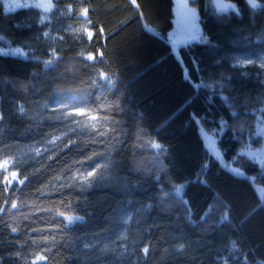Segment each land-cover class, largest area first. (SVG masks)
I'll return each mask as SVG.
<instances>
[{
  "label": "trees",
  "instance_id": "1",
  "mask_svg": "<svg viewBox=\"0 0 264 264\" xmlns=\"http://www.w3.org/2000/svg\"><path fill=\"white\" fill-rule=\"evenodd\" d=\"M224 1L235 4L238 13H218L211 0H190L209 43L181 46L180 60L167 38L173 0H54L71 10L74 22L87 24L90 39L82 38L58 58L41 49L0 56V153L41 145L58 134L60 125L44 113L31 116L55 99L81 98L107 128L103 135L69 138L22 165L7 187L0 185V264H241L242 252L250 264L264 260V198L255 189L264 188V167L246 162L245 177L221 167L208 155L194 123L199 119L212 130L219 129L221 119L226 122L217 141L226 163L235 162L243 147L233 126L243 121L254 129L258 84L241 77L230 58H264V39L258 38L264 31V0H257L262 7L256 9L245 0ZM28 13H6L0 0V50L25 42L29 32L19 24ZM79 51L93 61L78 57ZM153 142L162 147L154 148ZM98 164L107 165L101 185L83 190L72 183L75 175ZM166 172L175 176L180 194L173 192L170 207L153 206L136 215L140 231L133 254L113 259L91 248L119 232L124 208L155 205L161 187L155 178ZM205 176L230 206V219L221 222L216 204L218 225L208 235H203L204 225L185 221L179 202L188 199L199 219L211 204V193L196 185ZM136 219L130 220V231ZM234 241L237 254L226 257L225 248ZM179 243L187 245L183 252L173 249ZM40 254L42 261L35 263Z\"/></svg>",
  "mask_w": 264,
  "mask_h": 264
},
{
  "label": "rangeland",
  "instance_id": "2",
  "mask_svg": "<svg viewBox=\"0 0 264 264\" xmlns=\"http://www.w3.org/2000/svg\"><path fill=\"white\" fill-rule=\"evenodd\" d=\"M3 5H15L20 2H24V0H1ZM247 2V0H245ZM27 3L34 4L37 0H26ZM190 0H174V8H175V19L173 20L174 27L171 32L174 35L176 40L180 42L176 44L175 49H173L172 42L168 39V42L171 45V51L173 55L180 60L179 48L181 46L192 44V43H204L203 40L200 39H192L191 37L195 33V29L193 28V21L191 19L190 13L188 10L180 7L181 4L187 3L189 5ZM213 4V0H211ZM224 3H231L222 0ZM55 5L49 11H43L41 9L36 8H15L9 7L4 10L6 13H13L18 10H28L29 13L27 17L22 20L19 24V27L25 29L29 32L28 38L25 42L18 48L21 49V52L25 54L34 51L35 49H41L46 52L52 58H58L64 51L74 50L80 44V40L86 39L89 40L90 37L87 35L89 30L87 29L86 23H76L72 20L71 10L69 8H61L54 3ZM233 4V3H232ZM189 8H191L189 6ZM215 8V7H214ZM216 9V8H215ZM218 13H227L229 11H233L232 9L218 10ZM174 15V12H173ZM198 19L195 21V27L198 28L200 37L207 39L201 30V26L199 23V16L197 14ZM47 33L48 35H45ZM168 38V36H167ZM259 39H264V31L258 37ZM16 48L3 50L6 55H20V53L15 52ZM78 57L88 60L87 54L85 51H79ZM92 56V55H91ZM93 57V56H92ZM249 60L242 58L240 56H231L230 65L239 72V75L243 78L250 79L258 84L259 87V95L257 106L254 110L255 115V123L254 129L251 137L247 133L245 136V141L250 148L243 147L240 151L245 152V155L242 159L237 157V160L233 163H226L223 159L221 152L218 149L217 141L219 138V134L221 133L220 129H212L206 130L201 124H198L199 134L204 143L205 149L208 155L218 162V164L232 172L238 177H245L242 165L245 163L254 164L258 167H264V164L261 162L264 161V135H257L256 132H260L264 130V69L260 67V64L264 62V58H258L254 61V64H249ZM237 65L234 67L233 65ZM102 79V78H100ZM81 104V105H80ZM39 112L37 114L33 113L31 116H39L40 113H44L52 122L60 125L61 130L58 134L52 135L47 138V140L41 145H33V146H23L14 148V150H5L0 153V164L3 163L4 160H8V164L4 165V167H0V185L6 184L11 181H15L18 174L19 169L22 165L27 163H34L39 160L43 155L49 152L59 144L68 140L71 137H74L78 134L83 133H92L103 135L107 132V128L105 124L100 122L96 116L84 105V102L81 98L76 96L64 97L61 99H55L50 102L43 103L39 106ZM82 113V114H78ZM93 117L95 119H93ZM213 141L215 142L213 144ZM35 149L40 150V154L37 155ZM215 149V150H214ZM239 151V152H240ZM216 152H219V157L216 155ZM249 152L251 154H249ZM235 168L237 171H232ZM103 167L95 168L92 170L95 175L89 178V181H84L82 177L86 174L85 171L79 173L74 176L72 183L77 186L79 189H90L92 187H97L102 184L105 177L101 170ZM16 171V178L11 177V172ZM103 171V170H102ZM255 189L260 198H264V188L258 185H255ZM141 210V209H140ZM137 209L136 211H129L124 208L120 215V230L118 233L113 235L112 237H106L101 242L97 241L92 243L91 248H96L98 253L105 254L113 259H119L123 257H128L133 254V248L137 241V235L139 234V229H136V225L139 221L136 219V215H143L144 211H140ZM136 219L135 227L130 231V220ZM76 219H71L70 222L74 223ZM86 244L85 247H90ZM174 250L176 247L173 248ZM226 251L223 255L226 257H233L237 254V250L230 243L226 248ZM37 256H41L37 255ZM36 256V257H37ZM43 259V258H42ZM42 259L35 260V263H39Z\"/></svg>",
  "mask_w": 264,
  "mask_h": 264
},
{
  "label": "snow or ice",
  "instance_id": "3",
  "mask_svg": "<svg viewBox=\"0 0 264 264\" xmlns=\"http://www.w3.org/2000/svg\"><path fill=\"white\" fill-rule=\"evenodd\" d=\"M136 3V0H133V4ZM248 5L253 8H259L262 7V5H260L259 3H257V0H247ZM55 5L52 3V0H37L36 3L31 4V3H27L26 0H24V2H20L17 3L15 5H8L5 4L4 7L5 9H8L9 7H15V8H36V9H41L43 11H49L51 10ZM213 6L218 9V10H225V9H232L233 11L238 13V9L237 6L235 4L232 3H224L222 2V0H213ZM65 7H69V6H65ZM139 7L143 8V5H140ZM180 7L188 10V12L190 13L191 19L193 21V28L195 29V33L193 34V36L191 37L192 39H200L203 40L204 43H209V41L203 37H200L198 35L199 30L198 28L195 27V21L198 19L197 17V9L195 7L189 8V5L187 3L181 4ZM86 10H82L80 15H84V12ZM145 18H147L145 16ZM145 27H148L147 25H145ZM148 31H153L152 28H148ZM45 35H48L47 33H45ZM87 35L89 37L92 36L91 32H87ZM168 39L172 42L173 45V49H175L176 44H178L180 41L176 40L174 38V35L172 33L168 34ZM16 53H20L21 55H24V53L21 52L20 48H16L15 49ZM2 55H6V53L3 50H0V56ZM88 60H92L93 57L91 55L87 56ZM45 65L47 66L49 63H51L50 61H44ZM249 64H254V61L249 60L248 61ZM234 67H237V65H233ZM260 67L262 69H264V62H262L260 64ZM111 83V82H109ZM223 99L227 100V97H222ZM230 107H234L233 105H230ZM78 114H82V113H78ZM233 117H236L237 120H239V113L238 112H234L233 113ZM93 119H95L93 117ZM4 120V117L2 115H0V122H2ZM194 123L196 124H200L201 121L199 119L195 120ZM225 121L223 119H221L220 125H218V128L222 131L223 130V126L225 125ZM234 128L237 129V132L234 133L235 136L239 137V141L238 143L244 145V147L246 148H250V145L247 144V142L244 140V132L245 129H247L249 137H251L253 133V129L251 127L250 124H245L243 121H241L240 123L236 124L233 126ZM255 134L257 135H264V130H261L260 132H256ZM215 142L213 141V144ZM152 146L154 148H161L162 146L159 143H155L153 142ZM215 150V149H214ZM37 155L40 154V150L39 149H35ZM249 154H251L249 152ZM216 155L219 157V152H216ZM236 157L242 159L245 155V152L240 151L237 152ZM262 164H264V161L261 162ZM8 164V160H4L2 164H0V167H4V165ZM249 166H252L251 164H249ZM99 167H107L106 164L104 165H97V168ZM206 166L204 164H201V174H203V170ZM232 171H237V169L233 168ZM95 175V173L93 171H89L86 172V174L82 177V179L84 181H89V178L93 177ZM17 176V172L16 171H12L11 172V177L14 179ZM165 176H168L169 179L165 180ZM175 176L169 174V173H165L163 176H157L155 178V183L161 185V187L158 189L157 194H156V201H155V205L153 204H149L147 206L146 209H141L140 211H148L150 210L153 206H161V205H167L168 207L172 206V202L174 200L173 197V192L175 193L176 196H179L180 191H181V186H177L175 183ZM21 184L24 183V180L20 181ZM90 183V181H89ZM192 182L189 181V184H191ZM196 185L201 186L205 191L210 192L211 196H210V200H211V204H208L207 210L202 211V215L200 216L199 219L196 218L195 216V212L193 211L192 208V204L191 202L187 199H183V197H180V205L183 208L184 211V217H185V221L189 224L192 225L193 227H197L198 225H204L205 228L203 230V235H208L210 234L212 231L215 230L216 226L218 225V223L215 221L214 216L217 212V208H216V204L220 203L221 207H220V220L225 221V220H229L230 219V206L227 204V202H225V199L223 197V194L221 192H219L211 183V181L208 179L207 176H205L204 178V183L201 184V181L199 180V178H197L196 181ZM5 187H7V178H6V184ZM212 193H215L214 195ZM185 195V193H184ZM186 196V195H185ZM12 207L15 208L17 207L16 203L13 202ZM162 210H166V208H162ZM61 213H58V215H60ZM65 220H71L73 219V217L70 216H65L64 217ZM13 232L16 231V228L12 229ZM183 235V234H182ZM235 241L233 242V246H235ZM186 244L185 243H179L176 246V250L178 252H183L184 249L186 248ZM145 252L149 251V248H144L143 249ZM254 251V250H253ZM242 254L245 256V259L241 262V264H250V261L247 259V253L242 252ZM37 259H42L41 256H37ZM225 264H230V262H228L227 260L225 261ZM257 264H264V260H259L257 262Z\"/></svg>",
  "mask_w": 264,
  "mask_h": 264
},
{
  "label": "crops",
  "instance_id": "4",
  "mask_svg": "<svg viewBox=\"0 0 264 264\" xmlns=\"http://www.w3.org/2000/svg\"><path fill=\"white\" fill-rule=\"evenodd\" d=\"M173 2H174V0H173ZM173 12H174V19H175V8H173ZM173 27H174V25H173Z\"/></svg>",
  "mask_w": 264,
  "mask_h": 264
}]
</instances>
